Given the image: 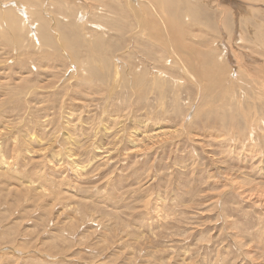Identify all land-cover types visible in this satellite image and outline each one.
I'll return each instance as SVG.
<instances>
[{"label":"rangeland","instance_id":"obj_1","mask_svg":"<svg viewBox=\"0 0 264 264\" xmlns=\"http://www.w3.org/2000/svg\"><path fill=\"white\" fill-rule=\"evenodd\" d=\"M40 1L65 24L90 10L80 35L104 44L82 43L76 57L61 42L66 52L36 42L28 52L30 41L0 39V161L18 160L0 162L12 166L0 174V264H264V0H190L196 18L165 6L196 50L191 77L131 35L139 24L112 6L126 0ZM43 51L54 56L42 63Z\"/></svg>","mask_w":264,"mask_h":264},{"label":"bare ground","instance_id":"obj_2","mask_svg":"<svg viewBox=\"0 0 264 264\" xmlns=\"http://www.w3.org/2000/svg\"><path fill=\"white\" fill-rule=\"evenodd\" d=\"M55 2L57 1V5H56V7H55V9H63V7H65L66 5H67V2L66 1H62V0H54ZM72 1V0H71ZM76 1V0H75ZM111 1V0H110ZM178 1L180 2L179 4L181 5V3H183V4H185V6H186V10L185 11H187L185 14H188L187 16H189V15H191V16H195V18L198 16V14H197V11L195 10L196 9V5L195 4H193V3H191L190 2V0H126L124 3V5H122L123 3H119V1H118V3H115V4H119L118 6H116V5H114V4H112V6L114 7V8H117V7H122V9L124 10V11H127L128 13H129V15H130V17H131V20L133 19V20H135L138 24H139V28L141 29H135V30H133V32H132V34L131 35H133V36H135V37H137V35H139L140 34V32L142 31V32H144V33H142V34H140L141 35V38H143L144 40H145V42L146 41H148V43H150L151 45L150 46H152V47H154V48H156L157 50L156 51H158V50H165V51H167V52H169L172 56H174L175 58H172V59H175V61H174V63H175V67H177V69H179V71H180V69H183L184 71H186L187 72V70H188V73H189V75L188 76H190L191 74H193V72L189 69V66L191 65V62H190V60H193L194 59V57L193 56H195L194 54H196V50H195V48H194V45L192 46L191 44H188V43H186V42H184L183 40L184 39H186V35H185V32H186V28H185V24L182 22V20H181V17L179 16V14L177 15V14H175V10L173 9V8H168V9H165V6H169V5H175V4H178ZM206 1H208V0H206ZM205 0H204V2H206ZM40 0H2V1H0V39H2V38H5V39H8L7 37H10V36H12V35H17L18 37H21V39H22V42H25V41H30V43H31V45H28L27 47H23V48H26V49H28V52L30 51V52H32V50L35 48V46H37L34 42H36L37 44H38V46H39V48H41L42 46H50V48H48V49H51V47L53 48V51H57L59 48H60V42H61V44L62 45H66V46H68L69 47V50H70V54L72 53V54H74L76 57H79V55H80V48H79V45L80 44H84L85 46L87 45V46H91L92 47V45H95L96 47L97 46H102L103 44H104V40L102 39V36L99 34V33H97V32H95L94 33V39L92 40V39H90V37H89V35H88V33H86V34H84V36L81 34L80 35V31H81V27L79 26V24H78V22H80V24L82 23V24H86L87 23V25L89 26V23H90V21H89V18L90 17H88V15H89V11H84V10H82L78 15H76V19L78 20V22L76 21V23L75 22H71V24H65V22H62L61 21V15L60 16H58V18H56L54 15H52V13L50 14V13H48L47 11L46 12H43L46 8H44V10H42L41 8H40ZM70 2V1H69ZM73 2H74V0H73ZM77 2V1H76ZM81 3H79V6H80V4H82V3H85L84 1L82 2V1H80ZM92 2V1H91ZM101 2H105V4H106V1L105 0H101ZM108 2V1H107ZM112 2V1H111ZM218 2H220V1H218ZM222 2V1H221ZM208 3H209V1H208ZM78 4V3H77ZM76 4V5H77ZM104 4V3H103ZM222 4V3H221ZM45 5H46V3H45ZM52 5V4H51ZM54 5V4H53ZM91 5V4H90ZM217 5H218V3H217ZM43 7H44V5H42ZM86 6V5H85ZM97 6V5H96ZM42 7V8H43ZM67 7V6H66ZM87 7V6H86ZM97 8V7H96ZM111 8V7H110ZM113 9V8H112ZM169 9H171V15H169L168 14V10ZM94 10H96V9H94ZM101 10V9H100ZM103 11V10H102ZM111 11V10H110ZM235 11V10H234ZM91 12V11H90ZM96 12V11H95ZM44 13V15H42ZM101 13V12H100ZM103 13V12H102ZM105 13V12H104ZM107 13V12H106ZM92 14V13H91ZM108 14V13H107ZM106 14V15H107ZM237 14H238V12H237ZM46 15V17L48 16L49 17V19H48V21L44 18V16ZM80 15V19H79V16ZM93 15H94V13H93ZM93 15H91V16H93ZM103 15V14H102ZM96 16V15H95ZM98 16H100V15H98ZM110 16V15H109ZM109 16L107 17V20H108V22L112 25V26H115V25H117V23L120 21V20H117V19H115L113 16L112 17H110V19H109ZM60 17V18H59ZM103 17V16H102ZM190 17V16H189ZM62 18H64V17H62ZM96 17H94V19H95ZM100 18V17H99ZM120 18V17H119ZM68 20V19H67ZM66 20V21H67ZM100 20V19H99ZM101 21V20H100ZM133 23V22H132ZM131 23V24H132ZM132 25H135V24H132ZM51 26V27H50ZM53 26H54V28H53ZM92 26H96V27H99V28H94V29H102V30H105V28L103 27V25L101 24V23H91V25H90V27H92ZM56 27H63V28H65V30H66V32L63 34V41H61V39L60 38H58L57 36H59L60 37V33L58 34L57 33V30H55L56 29ZM138 27V26H137ZM53 28V29H52ZM93 28V27H92ZM198 28V27H197ZM131 29V28H130ZM194 29H196V28H194ZM240 29V28H239ZM52 30V31H51ZM181 30H182V32L184 31V33H183V37H182V39H179L178 38V36H179V34L178 33H181ZM197 30V29H196ZM84 31V30H83ZM82 31V32H83ZM188 31V30H187ZM191 30H189V32H190ZM52 32V33H51ZM195 35V34H194ZM62 36V35H61ZM191 36H193L192 34L189 36V39H190V37ZM199 36V35H198ZM197 36V37H198ZM128 37V36H127ZM134 37V38H135ZM180 37V36H179ZM239 37V36H238ZM240 37H241V35H240ZM92 38V37H91ZM134 38H131V39H134ZM140 38V39H141ZM199 38H200V36H199ZM235 38V37H234ZM242 38V37H241ZM137 39H138V37H137ZM193 39V38H192ZM19 40H20V38H19ZM19 40H17L18 41V43L19 44H22V43H20V41ZM193 40H195V38L193 39ZM3 41V40H2ZM15 41V40H14ZM243 41V40H242ZM236 43V42H235ZM13 44V43H12ZM24 44V43H23ZM29 44V43H28ZM181 44V45H180ZM232 44H233V42H232ZM238 44H240V43H238ZM1 45V44H0ZM14 45V44H13ZM235 45V44H234ZM1 46H3V45H1ZM16 46V45H15ZM15 46H14V48H15ZM25 46H26V44H25ZM110 46V45H109ZM4 47V46H3ZM90 47V48H91ZM151 47V48H152ZM33 48V49H32ZM4 49V48H3ZM12 49V48H11ZM43 49H45L44 47H43ZM61 49V48H60ZM63 49V48H62ZM61 49V50H62ZM42 50V49H41ZM92 50V49H91ZM203 50V49H202ZM50 51V50H49ZM65 50L63 49V51H62V53L64 52ZM127 51V50H126ZM66 52V51H65ZM69 52V51H68ZM85 52V51H84ZM160 52V51H159ZM198 53L200 52V51H197ZM4 53H8V51H6V52H4ZM39 52H37V54H38ZM225 53V52H224ZM59 54V53H58ZM70 54H68L69 56H71ZM83 54V53H82ZM159 54V53H158ZM182 54H184L185 55V57L182 55ZM246 54H248V53H246ZM246 54H245V56H246ZM29 56H30V53L28 54ZM40 55H41V57L39 58V60H42V58H44L43 59V61H41L42 63L44 62V60L46 59L47 61H48V59H51L49 56H54V53L53 52H46V51H43V52H41L40 53ZM56 55V54H55ZM85 55H87V54H85ZM93 55V54H92ZM105 55V54H104ZM123 55V54H122ZM249 56H250V54H248ZM27 56V55H26ZM81 56V55H80ZM107 56V55H106ZM121 56V55H120ZM124 56V55H123ZM144 56H147V54L146 55H144ZM223 56V58H224V55H222ZM226 56V55H225ZM15 57V56H14ZM56 57V56H55ZM54 57V58H55ZM83 57V56H82ZM147 57H149V56H147ZM188 58L189 60L188 61H186L185 60V58ZM48 58V59H47ZM73 58V57H72ZM117 58V57H116ZM14 59V58H13ZM19 59V58H18ZM24 59V58H23ZM26 59V58H25ZM29 59V58H28ZM53 59V58H52ZM172 59L170 58L169 60L170 61H172ZM197 59V58H196ZM252 59H254L253 57H252ZM20 60H22V59H20ZM27 60V59H26ZM54 60V59H53ZM53 60H50L51 62L53 61ZM71 60V59H70ZM115 60V59H114ZM168 60V61H169ZM201 60V59H200ZM230 60V59H229ZM255 60V59H254ZM261 60V59H260ZM37 61V60H36ZM49 61V62H50ZM116 61V60H115ZM240 61V60H239ZM256 62L258 61L259 62V60H255ZM70 62V61H69ZM241 62V61H240ZM254 61H252L251 63H253ZM263 62V61H262ZM6 63V62H5ZM61 63V62H60ZM118 63V62H117ZM140 63V65H142V67L140 68V70H142L143 69V62H142V60L139 58L138 59V61H137V63H136V66H135V70H137V71H140L139 70V67H137V65ZM216 63V62H215ZM250 63V64H251ZM32 64V63H31ZM39 64H41L40 62H39ZM39 64H38V66H39ZM52 65H54L53 63H51ZM50 64V65H51ZM77 64V63H76ZM84 64H86V63H84ZM144 64H145V66H144V69L143 70H146L147 68H148V65L144 62ZM202 64V63H201ZM27 65V64H26ZM42 65V64H41ZM40 65V66H41ZM99 65V64H98ZM23 66H24V64H23ZM71 66H72V64H71ZM73 66H75V65H73ZM116 66H117V64H116ZM200 66V65H199ZM214 66V65H213ZM238 66V65H237ZM43 67H48V66H44V64H43ZM54 67V66H53ZM99 67V66H98ZM202 67V66H201ZM78 68V67H77ZM77 68H75V70L77 69ZM80 68V67H79ZM116 68H120L119 66L118 67H116ZM194 68V67H193ZM212 68V67H211ZM216 68V67H215ZM48 69H50V68H48ZM194 69H196V68H194ZM72 70V69H71ZM45 72H46V70H44ZM43 71V72H44ZM69 71V70H68ZM102 71V70H101ZM119 71V70H118ZM214 71V70H213ZM48 72V71H47ZM63 72V71H62ZM81 72H82V74L84 75V74H86V70L85 69H82L81 68ZM154 72H160L159 74L160 75H162L163 76V74H165V71H162V70H155ZM182 72V71H181ZM192 72V73H191ZM184 73V72H183ZM187 73V74H188ZM74 74H76L77 75V73H74ZM186 74V73H185ZM184 74V75H185ZM54 75V74H53ZM52 75V76H53ZM118 75V74H117ZM167 75V74H166ZM194 75V74H193ZM192 75V76H193ZM195 76V75H194ZM238 76V75H237ZM25 77V76H24ZM54 77V76H53ZM115 77V79L117 78V76H114ZM191 77V76H190ZM210 76H208V78H209ZM71 78H73V77H71ZM70 78V79H71ZM75 78V77H74ZM212 78V77H211ZM26 79V78H25ZM76 79H78V78H76ZM75 79V80H76ZM83 79V77H81V80ZM7 80V79H6ZM117 80V79H116ZM211 80V79H210ZM21 81V80H20ZM72 81H74V80H72ZM212 81H213V78H212ZM234 81V80H233ZM1 82H3L2 80H1ZM5 82V81H4ZM2 84H4V83H2ZM16 85H17V83H15ZM198 85H200V84H198ZM232 88L233 89H235V86L234 85H232ZM33 90V89H32ZM34 91V90H33ZM37 91V90H36ZM33 93V92H32ZM31 93V94H32ZM34 93H36V92H34ZM29 94V93H28ZM28 96H31V95H28ZM17 103V102H16ZM234 105H236V104H233L232 105V108H233V106ZM239 105V104H238ZM241 105V104H240ZM237 106V105H236ZM239 107V106H238ZM236 108V107H235ZM233 110H235L234 108H233ZM235 117V116H234ZM251 117L249 116V115H245L244 117H243V119L247 122V121H249V122H251V123H253V124H255L256 126H258V124H257V122H255V121H253L252 119L251 120H249ZM13 119V118H12ZM9 121V120H8ZM13 122V121H12ZM240 126V125H239ZM255 126V127H256ZM7 127V126H6ZM15 127V126H14ZM16 127H17V125H16ZM4 128L5 127H3V130H1L2 132L4 131ZM244 129V128H243ZM12 130V129H11ZM11 130H10V132H11ZM27 130V129H26ZM30 130V129H29ZM245 130V129H244ZM0 131V132H1ZM113 131V130H112ZM120 131V130H119ZM119 131H117L118 133H116V134H113V135H115V136H113L114 137V139H116L117 140V138L119 139V138H121V137H117V135L119 134ZM5 133H6V131H4ZM3 132V133H4ZM28 132V131H27ZM116 132V131H115ZM123 132V131H122ZM122 132H120L121 134H122ZM124 132H125V130H124ZM127 132V131H126ZM12 133V132H11ZM109 133V132H108ZM159 133V132H158ZM8 135H9V133H7ZM13 134V133H12ZM11 134V135H12ZM96 135H97V133H95ZM112 134V133H111ZM127 134V133H126ZM132 134H133V132H132ZM154 134H156V132H154V133H141V135H142V137L141 138H139V137H137V135L136 136H129V135H131V134H128L127 135V137L129 136V138L131 139V138H134V139H131V140H133V142H140V140H143V139H147V140H152L154 137L156 138V136L154 135ZM3 135V134H2ZM28 135V134H27ZM29 135H32V134H29ZM157 135V134H156ZM16 136V135H15ZM124 136V135H123ZM9 137V136H8ZM34 137V136H33ZM32 136H31V138H33ZM36 137V136H35ZM113 137H111V138H113ZM125 137V136H124ZM126 137V138H127ZM137 137V138H136ZM11 138V137H10ZM10 138H8V139H10ZM17 138H18V136H17ZM37 138V137H36ZM155 138L153 139V142H154V140H155ZM4 139V138H3ZM7 139V138H6ZM8 139H7V141L6 140H4L3 141V144L4 145H6L4 142H9L11 139L13 140V141H15V140H17V139H14V138H11L9 141H8ZM67 139H69V137H67ZM70 139H72L71 137H70ZM120 140V139H119ZM2 141V140H1ZM1 141H0V143H1ZM18 141V140H17ZM115 141V140H114ZM121 141V140H120ZM146 141V140H145ZM22 142V141H21ZM118 142V141H117ZM130 142H132V141H130ZM138 142V143H139ZM142 142V141H141ZM143 142H144V140H143ZM13 143V142H12ZM12 143H11V145H12ZM137 143V144H138ZM16 144H17V142H16ZM94 144V143H93ZM137 144H135L136 146H137ZM153 145L155 144V143H152ZM18 145V144H17ZM21 145V144H20ZM20 145H19V147H20ZM90 145H92V144H90ZM99 145V144H98ZM117 145H118V143H117ZM134 145V144H133ZM156 145V144H155ZM13 146V145H12ZM11 146V147H12ZM89 146V145H88ZM93 146V145H92ZM96 146V145H95ZM94 146V147H95ZM100 146L102 147V145L100 144ZM99 146V147H100ZM1 147V146H0ZM2 147H4V146H2ZM2 147H1V150H2ZM17 147V146H16ZM99 147H97V148H99ZM120 147V146H119ZM118 147V148H119ZM88 148V147H87ZM97 148H96V150H97ZM106 148V147H105ZM108 148V147H107ZM117 148V149H118ZM16 149V148H15ZM19 149V148H18ZM92 149H94V148H92ZM110 149V148H109ZM114 149V148H113ZM117 149H115V150H117ZM0 150V151H1ZM61 150V149H60ZM95 150V149H94ZM99 150V149H98ZM103 150V149H102ZM137 150H138V148H137ZM140 150V149H139ZM138 150V151H139ZM59 151V150H58ZM118 151V150H117ZM122 151V150H121ZM133 151V150H132ZM89 152V151H88ZM96 152H98V151H96ZM108 152V151H107ZM120 152V151H119ZM135 152H136V150H135ZM13 153V152H12ZM67 153V152H66ZM70 152H68L67 153V155L69 154ZM100 153V152H99ZM103 153V152H102ZM144 153V152H143ZM2 154V153H1ZM3 154H4V152H3ZM18 153L16 152V150H15V154L14 155H17ZM110 154H112V153H110ZM13 155V156H14ZM65 155V154H64ZM70 155V154H69ZM100 155H102V154H100ZM120 155V154H119ZM12 156V155H11ZM19 156V155H18ZM73 156V155H72ZM75 156V155H74ZM106 156V155H105ZM2 157H4V156H2ZM45 157V156H44ZM61 157V156H60ZM68 157V156H67ZM76 157V156H75ZM107 157H109V156H107ZM6 158L7 157H4V158H2V161H0V162H3L4 160L3 159H5V161L4 162H8V161H6ZM9 158V157H8ZM25 158H27V157H25ZM46 158V157H45ZM44 158V159H45ZM63 158V157H62ZM70 158V157H69ZM74 158V157H73ZM72 158V159H73ZM104 157H102V159H103ZM10 159V158H9ZM24 159V158H23ZM0 160H1V158H0ZM17 160V159H16ZM15 160V161H16ZM11 161V160H10ZM9 161V162H10ZM15 161L13 160V162L15 163ZM18 161V160H17ZM24 161H26L27 162V160H24ZM68 161V160H67ZM72 162H73V160H71ZM8 162V163H9ZM12 162V161H11ZM10 162V163H11ZM12 162V163H13ZM26 162H24V163H26ZM77 162V161H76ZM13 163V164H14ZM17 163V162H16ZM74 163V162H73ZM3 164V163H2ZM21 164L23 165V162H21ZM63 164V163H62ZM75 165H76V163H74ZM79 164V163H78ZM77 164V165H78ZM84 164V163H83ZM8 165H10V164H8ZM7 164H3V166H6L7 168H9V167H11L12 168V166H8ZM17 165H19V164H17ZM54 165V164H53ZM3 166H2V168H3ZM73 166V165H72ZM83 166V165H82ZM74 167V166H73ZM77 167H79V166H77ZM2 168H0L1 170H0V174H1V172H3L2 171ZM6 168V169H7ZM10 168V169H11ZM16 168H19L18 166L16 167ZM16 168H15V170H16ZM70 168H71V166H70ZM30 169V168H29ZM74 169H78V168H76V167H74ZM81 169V168H80ZM5 170V169H4ZM8 170V169H7ZM7 170H5V172L7 171ZM12 170V169H11ZM11 170H9L8 172H13V171H11ZM14 170V171H15ZM19 170V169H18ZM23 170V169H22ZM71 170V169H70ZM79 170V169H78ZM83 170V169H82ZM17 171V170H16ZM15 171V172H16ZM29 171V170H28ZM77 171V170H76ZM76 171L74 172V173H76ZM18 172V171H17ZM21 172V171H20ZM20 172H18V173H20ZM72 172V171H71ZM14 173V172H13ZM17 173V175H19ZM21 173H23V172H21ZM26 173V172H25ZM83 173V172H82ZM4 173H2L1 175H3ZM7 174V173H6ZM27 174V173H26ZM12 175V174H11ZM32 175V174H31ZM30 175V176H31ZM33 175H34V173H33ZM6 176H8V175H6ZM5 176V177H6ZM27 176V175H26ZM2 177V176H1ZM23 177H24V175H23ZM7 178V177H6ZM12 178V177H11ZM10 178V179H11ZM14 178V177H13ZM16 178H19V177H16ZM22 178V177H21ZM28 178V177H27ZM78 178H79V176H78ZM4 179V178H3ZM77 179V178H76ZM2 180V179H1ZM0 180V181H1ZM6 181H8L7 179H5ZM13 180H15V179H13ZM21 180V179H20ZM5 181V182H6ZM19 181V180H18ZM18 181H17V179L15 180V182H17L18 183ZM2 183H3V181H1ZM4 182V183H5ZM12 182V181H11ZM8 183H10V181L8 182ZM13 183V182H12ZM25 183V182H24ZM23 182H22V185L24 184ZM6 184V183H5ZM9 185H11V184H9ZM19 185V184H18ZM25 185V184H24ZM7 186H8V184H7ZM28 185H26V187H27ZM29 186H30V184H29ZM23 187V186H22ZM9 188V187H8ZM12 188V187H11ZM21 188V187H20ZM20 188H16L15 187V189H20ZM24 188V187H23ZM33 188V187H32ZM37 188V187H36ZM35 188V189H36ZM28 189V188H27ZM26 189V191H28ZM8 190H10V189H8ZM12 190H13V188H12ZM33 190V189H32ZM61 190V189H60ZM4 191V190H3ZM18 192L20 191V190H17ZM24 191H25V189H24ZM21 192H23V191H21ZM42 192H44V191H42ZM29 193V191L27 192V194ZM17 194V193H16ZM19 195L21 194L20 192L18 193ZM44 194H45V192H44ZM23 195L25 196V193L23 192ZM30 195H32V194H30ZM29 195V196H30ZM48 195V194H47ZM52 195V194H51ZM54 195V194H53ZM21 196V195H20ZM38 196V195H37ZM49 196V195H48ZM61 196V195H60ZM35 197V196H34ZM33 196L32 197H28V195H27V197L26 198H34ZM56 197H58V196H56ZM21 198V197H20ZM19 198V199H20ZM22 199H24L23 197H22ZM28 199V200H29ZM22 201V200H21ZM33 201V200H32ZM35 201V200H34ZM19 202V201H18ZM20 203V202H19ZM36 203H37V201H36ZM21 204V203H20ZM1 250V249H0Z\"/></svg>","mask_w":264,"mask_h":264}]
</instances>
